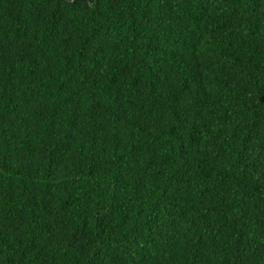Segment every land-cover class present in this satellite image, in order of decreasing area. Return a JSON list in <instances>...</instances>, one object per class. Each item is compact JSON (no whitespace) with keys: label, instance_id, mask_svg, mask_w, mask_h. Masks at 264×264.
I'll return each instance as SVG.
<instances>
[{"label":"trees","instance_id":"obj_1","mask_svg":"<svg viewBox=\"0 0 264 264\" xmlns=\"http://www.w3.org/2000/svg\"><path fill=\"white\" fill-rule=\"evenodd\" d=\"M0 264H264V0H0Z\"/></svg>","mask_w":264,"mask_h":264}]
</instances>
